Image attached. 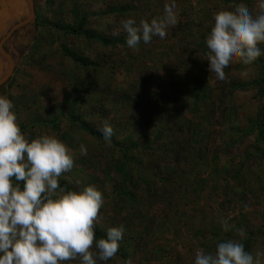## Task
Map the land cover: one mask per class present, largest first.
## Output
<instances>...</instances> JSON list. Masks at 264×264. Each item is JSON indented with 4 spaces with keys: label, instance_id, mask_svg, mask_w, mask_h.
<instances>
[{
    "label": "rangeland",
    "instance_id": "374dc122",
    "mask_svg": "<svg viewBox=\"0 0 264 264\" xmlns=\"http://www.w3.org/2000/svg\"><path fill=\"white\" fill-rule=\"evenodd\" d=\"M230 1L176 0L177 22L168 28L166 37L154 36L149 44L141 42L137 48L131 49L127 47V33L120 22L129 17L135 19L137 25L140 20L150 22L164 14V5L170 0H35V22L16 31L8 42L15 67L8 86L0 87V94L12 101L21 131L28 139L43 134L55 135L68 145L73 151L74 168L63 174L60 180L67 181L77 191L86 185L95 186L104 199L96 223L102 229L124 227L120 245L127 246L128 254L114 257L107 264H125L129 260L131 264H195L199 250L214 253L218 243L228 240L243 244L250 233L254 235L250 236L249 253L259 264H264V155L255 154L252 137L229 146V140L239 139V135L231 129L230 123L225 127L218 125L220 132L211 138L210 149L221 146L222 150L225 145L229 146L220 153V174H212L210 167L202 169L201 176L206 180L203 187L196 180L192 184L185 181L188 193L196 197L188 201L178 192L170 197L172 204L161 198H151L146 194L143 175L133 171L132 184L144 190L141 207L147 210L145 214L149 212L146 231L141 236L139 232L145 229L141 227L145 225L140 221L143 218L126 216L127 211L120 209L122 205L117 206L113 197L118 181L115 170L109 161L97 157L109 145L103 149L100 147V151L98 140L67 119L75 111L77 117L93 126L101 128L107 122L124 147L131 146L128 137L138 138V146L133 150L135 157L151 159L142 150L151 139L152 130L146 124H138L136 118L144 116L145 110L141 106L134 108L132 103L144 104L143 101L148 99L154 102L158 98L154 95L160 92L169 97L159 98L164 107L171 100L175 101L176 109L181 108L182 102L186 103L179 92L175 96L180 88L174 81L181 77L186 87L196 86L192 77L202 78V70L208 71L205 40L207 31L214 26L215 14L234 11L241 4L253 15L259 11L256 0ZM123 7L129 8L121 11ZM13 23H17V19ZM68 25H84L85 29L103 34L115 44L105 45L84 35L66 33L64 27ZM14 40H17L16 44ZM259 46L264 49V43ZM67 51L87 57L100 67L85 68ZM145 74L148 77L145 84L138 83L137 78L135 80L136 76ZM225 75L226 80L262 82L264 56L252 65L234 62L226 69ZM210 76L206 78L213 89L210 103L216 100L218 107L216 120H223L219 109L228 108L229 118L233 116L231 119L235 123L247 125L264 103V97H258L261 85L235 92L227 101L224 83H219L214 74L210 73ZM101 87L109 89L103 93ZM115 89L131 92L130 99L116 101ZM188 106L192 104L186 105L189 112L191 108ZM231 133L233 137H230ZM81 144L87 148L86 155L80 153ZM243 160L247 163L241 168ZM226 166L228 169L224 172ZM239 170L241 177H236ZM77 180L81 182L79 185ZM162 210L169 215L153 217ZM221 219H228L233 227L223 231L219 223ZM240 230L245 233L244 237L239 235ZM92 250L95 251L94 247Z\"/></svg>",
    "mask_w": 264,
    "mask_h": 264
},
{
    "label": "clouds",
    "instance_id": "9594fccd",
    "mask_svg": "<svg viewBox=\"0 0 264 264\" xmlns=\"http://www.w3.org/2000/svg\"><path fill=\"white\" fill-rule=\"evenodd\" d=\"M258 12L243 4L234 11L214 16L205 43L208 71L218 80L226 79V69L234 62L252 65L264 49V0H256ZM176 0L165 3L164 14L151 21L122 20L131 49L154 36L164 39L177 22ZM12 101L0 94V264H107L119 251L124 227H110L106 238L96 239L94 224L103 207V194L93 185L66 190L60 177L74 168L73 151L55 135L28 139L17 121ZM109 146L113 127L105 122L99 129ZM80 153L87 154L84 144ZM79 185L81 182L76 181ZM223 231L233 226L219 221ZM239 235L245 236L240 230ZM95 249L93 251L92 249ZM125 264H131V260ZM195 264H259L242 243L228 240L216 245L214 253L202 249Z\"/></svg>",
    "mask_w": 264,
    "mask_h": 264
},
{
    "label": "trees",
    "instance_id": "16d2710c",
    "mask_svg": "<svg viewBox=\"0 0 264 264\" xmlns=\"http://www.w3.org/2000/svg\"><path fill=\"white\" fill-rule=\"evenodd\" d=\"M226 1L231 2L230 0ZM126 8L128 9L129 7H123L120 9L121 11H124L127 10ZM84 19H86V16H84ZM64 30L66 33L84 35L90 40L100 41L105 45L115 44L105 35H100L94 33L92 30L85 29L84 25H80L79 27L68 25L64 27ZM209 33L210 29L207 31V34ZM67 52L73 60L85 68L100 67V64L91 61L87 57L78 55L72 51ZM205 52L208 51L205 50ZM208 73L209 71L205 72L202 70V78L192 77V82L195 83L196 86L190 85L186 87L183 79L181 77H177V80H175L174 83L180 88V90L175 89V94L179 92L181 95L180 98L186 99V103L182 102L181 108L176 109L175 101L173 100L167 103L164 107V105L159 102V98L162 100L169 97L166 93L161 92L154 95L158 97L154 102H151V100L148 99L143 101L144 104L140 102L132 103L134 108L141 106V108L145 110L144 116L141 115L136 118L138 120V124H146L147 127H150L152 130L151 139L142 150L143 153L145 152L149 154L151 159H140L135 157L133 154V150L136 149L135 147H137L139 143L138 138H134L133 136L128 137L131 146L134 148L131 146L124 147V145L120 144V141L117 140L114 134L111 138L112 149L105 143L103 135L99 131L100 127L93 126L82 118L77 117L74 114L75 111L67 116V119L71 123L76 124L78 128L99 141V149L100 147L103 149L108 146L106 149H100V151L102 150V154H98L97 157L103 161H109L110 165H112L115 170V175L117 176L118 181L117 183L115 182L113 197L117 202V206L122 205L120 209L127 211L126 216L134 219L143 218L140 221L145 225L138 224L139 226L141 225L142 228L145 227L144 230L142 229L139 232L141 236L146 231L147 223H145V221L149 212L145 214L147 210L142 209L141 207V199L145 196V194H143L144 190L138 189V187H135V184H132L133 171L141 173V176L143 175L144 180H142L144 181L145 189L147 188L145 191L148 196L151 198H161L162 201L172 204L170 197H172L174 192H178V194L187 201L189 199L196 198L193 197V193H188L189 188L185 187V181L192 184L193 181L196 180L197 184L201 187L205 186L204 182L206 180L201 176L202 169L210 167L212 174H220L221 167L218 163V160L221 158L220 153H224V150L228 149L229 146L233 147L236 144H241L246 138L252 137L255 144V154H257V156L264 155V103L259 108L256 115L248 120V123L245 126L237 121L235 123V120L231 119L233 116L229 118V115L226 112L228 108L219 109L222 113L221 118L224 121L218 119L216 120L218 107H216V100L210 103L213 89L210 87V82L207 81V78H211L210 73L209 76L207 75ZM136 78L137 82L142 85L145 80L147 81L148 79L146 74L140 75V77L136 76L135 80ZM201 83L205 84L201 86ZM219 83H224L223 88L227 90L224 97L227 101H230L231 95L235 92L250 90L251 88L259 85L261 86H259L258 89V97H264V85H262L264 84V80L262 82H240L234 79H225L223 81L219 80ZM107 88L109 89V87H106L104 90L101 87L100 91L104 93L108 90ZM1 90L2 89L0 88V91ZM84 90L86 91L87 89L84 88ZM123 90L120 91L115 89L113 91L116 101H126L130 99L129 96L131 92L128 93ZM175 96H177V94ZM187 104H192V106H188V108H191L189 112L186 109ZM158 110L160 112L159 114H157ZM63 114L65 115L66 113ZM154 115L156 119L153 117ZM152 118L154 119L152 120ZM229 123L232 126L231 129L235 131V134L239 135V139H230L229 143H227L229 146L225 145L222 150L221 146L217 149H210V140L218 135V132H220L219 127H225ZM218 125L220 126L218 127ZM230 137H233V133L230 134ZM99 149L98 153L100 152ZM209 153H211L210 157H208ZM250 157L252 158L253 156ZM246 163L247 162H244L243 160L241 168L246 166ZM224 169V172H226L228 166ZM146 172L148 173V176L145 175ZM241 174V170L237 171L236 177H241ZM60 185L61 187H65L66 190H77L73 185H70L64 180H60ZM142 210L144 211L142 212ZM141 213H143V216ZM157 213L158 214L153 215V217L158 218L161 215H169L165 210ZM94 229L95 238L97 240L106 238L107 229H102L97 223L94 224ZM252 235L254 234L250 233L248 239H244L243 241L244 248L247 252H249L251 248L252 241L250 236ZM127 254V246L120 245L119 251L115 257H126ZM67 264H80L79 258L69 261Z\"/></svg>",
    "mask_w": 264,
    "mask_h": 264
},
{
    "label": "water",
    "instance_id": "95a60500",
    "mask_svg": "<svg viewBox=\"0 0 264 264\" xmlns=\"http://www.w3.org/2000/svg\"><path fill=\"white\" fill-rule=\"evenodd\" d=\"M0 87L8 86L15 58L8 42L22 27L35 22V0H0ZM17 19V23H13ZM17 40H14L16 44ZM13 48L15 45H12Z\"/></svg>",
    "mask_w": 264,
    "mask_h": 264
}]
</instances>
